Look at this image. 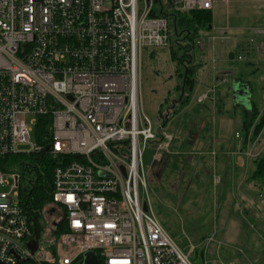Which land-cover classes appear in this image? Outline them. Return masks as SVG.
Here are the masks:
<instances>
[{"label":"built area","instance_id":"obj_1","mask_svg":"<svg viewBox=\"0 0 264 264\" xmlns=\"http://www.w3.org/2000/svg\"><path fill=\"white\" fill-rule=\"evenodd\" d=\"M231 1L0 0V161L42 150L54 160L51 230L62 215L65 224L54 264L87 251L100 264H192L143 199L145 149L160 161L174 134L141 110L140 62L144 49L170 46L178 15ZM38 117L48 122L33 143ZM236 153L250 155L247 146ZM4 175L17 190L0 191V262L37 261L21 177L0 168V185Z\"/></svg>","mask_w":264,"mask_h":264},{"label":"rangeland","instance_id":"obj_2","mask_svg":"<svg viewBox=\"0 0 264 264\" xmlns=\"http://www.w3.org/2000/svg\"><path fill=\"white\" fill-rule=\"evenodd\" d=\"M210 24V28H198L197 39L205 42L210 40L212 48L198 49L194 40L192 44L184 38L185 33L179 27V35H172L170 38L171 48L144 49L140 62L141 110L151 121L160 123L162 111L159 110L165 109L172 100L178 98L176 85L179 83V72L184 68L183 65L189 64L188 60L195 61V55L203 56L196 60H201L206 65L204 68L207 72L211 71L214 64H227L231 74L228 77L220 76L219 79L224 77L227 81L223 83V87H215V94L225 92L227 100L222 99L223 102L215 99L214 105H209L204 114H201L207 126L203 135H213L219 119L218 113L222 110L224 117L231 118L234 122L233 127L226 130L237 141L234 147L244 149L247 146L250 155L247 160L241 161L242 167L230 165L228 158L218 163L220 175L225 169L229 170L230 175L223 196L219 195L221 190L218 189L216 196H211L206 174L200 175L204 188L195 185V154L188 153L195 152V145L199 140L195 132V119L187 120L184 127L180 120L181 114L171 113L166 128L174 137L160 161L152 162L151 146L145 149L143 155L148 195L143 196V199L150 203L156 218L173 241L189 253L192 264H264V241L261 239H264V226H260L261 238L253 242L252 247L240 238L244 235L239 232L245 222L241 212L242 196H264V181L250 179L253 161L264 153V0H232L228 5L216 4L211 10ZM171 49L176 50L177 57L183 58L180 66L176 67V60L171 57ZM233 79L250 85L252 94L249 107L232 103L230 82ZM205 94L207 98L208 93ZM245 108L251 109L248 113V130L243 148L242 118ZM192 110L194 112L190 114L195 118V108ZM31 117L28 116L27 121ZM260 123V129L254 135L253 130ZM30 140L37 142L34 130L30 133ZM234 147L232 151L236 156L237 148ZM214 152L213 159L219 155L216 150ZM2 180L0 191L12 195L17 190L13 187V178L4 175ZM19 183L20 188H23V177L19 179ZM50 211V207H45L43 211L44 228L39 234L37 261L44 256L46 258L50 249V230L57 218ZM232 227H235L234 231ZM231 235L236 237L233 246L229 241ZM73 264L79 263L76 261Z\"/></svg>","mask_w":264,"mask_h":264},{"label":"trees","instance_id":"obj_3","mask_svg":"<svg viewBox=\"0 0 264 264\" xmlns=\"http://www.w3.org/2000/svg\"><path fill=\"white\" fill-rule=\"evenodd\" d=\"M211 11L209 10H196L188 14L178 15L177 25L182 28V32L185 33L184 38L190 40L193 44L196 42L198 37V28L206 27L210 28L211 24ZM178 35V33L176 34ZM172 45L169 47L171 48ZM193 46V45H192ZM176 50L171 49V57L173 60H176V67L180 66L184 61L182 57L176 56ZM191 57V55H190ZM192 60V59H191ZM191 60H188V65H183V69L179 72V83L176 85V89L179 92V96L176 100H172L170 105L165 109H160L162 111L161 120L163 125L168 123L170 120L169 116L171 113L175 114L181 105L188 103L190 94L192 93L194 87V73L198 65L193 64ZM177 71V68H175ZM245 82V81H242ZM231 95V94H230ZM176 103L178 104L176 106ZM172 110L171 112L169 110ZM251 108L243 109V118H242V147L244 148L246 142V132L248 130V113ZM48 122L47 117H38L36 125L34 127V132L37 134L41 133L44 128H46V123ZM262 122V120H261ZM261 123L256 127L254 135L260 129ZM54 165V160L50 157L49 153L42 150L39 155L35 154H14L6 155L0 161V168L18 174L20 177H23L25 180V185L23 188L18 186V195L21 200V203L24 204L25 208L28 211L29 221H30V230L31 234L39 235L43 229V215L44 208L51 207L52 204V168ZM254 167L250 171L251 180H263L264 181V153L260 158L253 161ZM229 170L225 169L221 178V184L218 187V190H221L220 196H223L225 186L228 184ZM65 230L64 216H60L58 221L53 226L52 232V241L50 244V249L48 255L45 258L40 260H27L20 264H54V242L53 238L55 235L63 232ZM97 257L99 254L97 253ZM81 264V259L77 261Z\"/></svg>","mask_w":264,"mask_h":264},{"label":"crops","instance_id":"obj_4","mask_svg":"<svg viewBox=\"0 0 264 264\" xmlns=\"http://www.w3.org/2000/svg\"><path fill=\"white\" fill-rule=\"evenodd\" d=\"M203 43L204 44L202 46L197 45L198 49L204 50L205 48H212V42H210V40H207V42L203 40ZM202 57L203 56L199 54L195 55L194 57L195 61L193 62L198 65L194 73V87L192 93L190 94L188 103L181 105V107H179L178 111L175 114H181L182 118H180V120L183 123L182 126L184 127L186 126L187 120L189 121L191 119H195V132L196 137H198L199 140L195 145V152H188L192 155L195 154V185L204 188V183L201 179L202 176L200 175L206 174L208 176V187L212 193L211 196H216V191L218 189L219 184L214 185L212 177L214 174L218 176L221 180L223 175H220L219 173L218 163H220L222 159L225 160V158H228V162L230 163V165L232 164L237 165L238 167H242L241 161L247 160V158L242 156L241 154H236V156L233 155V147L234 144L237 145V141L236 139L231 138L230 133L226 132V130L228 131V128L233 127L234 122L233 119L224 117L222 110L220 113H218L219 119H217V126L213 135H203L205 130L207 129V126L202 120L203 117H201V114H204V111L209 107V105H214L215 99L218 101L222 99L227 100L225 92L221 91V94H215V87H223V83L227 81V79L224 77H228L231 74V70L228 66H226L227 64L223 63L222 65H212L211 71L207 72L204 68L206 65H204L201 60H196V58L201 59ZM211 60L212 62L215 61L214 58H212ZM224 62L228 63V60H225ZM220 76L224 77H222V79H219ZM244 83L247 85V88L250 92V96L248 98V106H250V99L252 94L250 85L247 82ZM206 92L208 93V97H205L202 101L198 102L197 98L201 94H205ZM232 103H234L233 100ZM177 105L178 104L176 103V106ZM242 106L247 107L246 105ZM193 107L195 108V118L194 115L190 114L194 112L193 110L191 111ZM234 148L236 149L238 147ZM215 150L216 152H218L219 155H217V158L213 159L212 156L213 153H215ZM192 158L194 159L193 156ZM242 198L241 199L243 200V202L241 204V212L243 218L245 219V222H243L244 224L242 227H240L239 230L241 235H244L240 236V238L244 239V242L248 246L252 247L253 242L255 243V241L259 239V237L261 238V235L259 234L260 226H264V196H254L252 198L242 196ZM231 229L233 230L235 229V227H232ZM231 229L229 230L230 232H232ZM229 239L230 243L232 244L236 240V237L234 235H231ZM261 239L262 241H264L263 237Z\"/></svg>","mask_w":264,"mask_h":264},{"label":"water","instance_id":"obj_5","mask_svg":"<svg viewBox=\"0 0 264 264\" xmlns=\"http://www.w3.org/2000/svg\"><path fill=\"white\" fill-rule=\"evenodd\" d=\"M230 94L231 98L234 103L239 105H246L248 106V98L250 96V92L247 88V85L244 82L240 81H231L230 83ZM45 149H48V146L45 147ZM142 209L145 211L147 209V206L145 203L142 205ZM52 213V210L50 211ZM27 247L29 248L30 252L33 253L38 248V239L37 235L34 234L33 238L30 242H28ZM0 264H5L0 262ZM81 264H100L99 260L96 256V254L92 251H87L82 256Z\"/></svg>","mask_w":264,"mask_h":264},{"label":"flooded vegetation","instance_id":"obj_6","mask_svg":"<svg viewBox=\"0 0 264 264\" xmlns=\"http://www.w3.org/2000/svg\"><path fill=\"white\" fill-rule=\"evenodd\" d=\"M234 81H239V80H236V79H233ZM233 80H231V81H233ZM240 82H242V81H240ZM231 83V82H230ZM51 215H56V213H55V211L54 210H52V213H51Z\"/></svg>","mask_w":264,"mask_h":264}]
</instances>
